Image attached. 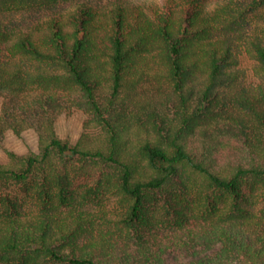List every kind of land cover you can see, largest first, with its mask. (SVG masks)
I'll return each mask as SVG.
<instances>
[{"label": "trees", "instance_id": "obj_1", "mask_svg": "<svg viewBox=\"0 0 264 264\" xmlns=\"http://www.w3.org/2000/svg\"><path fill=\"white\" fill-rule=\"evenodd\" d=\"M75 1L0 0V264H264V0Z\"/></svg>", "mask_w": 264, "mask_h": 264}, {"label": "rangeland", "instance_id": "obj_2", "mask_svg": "<svg viewBox=\"0 0 264 264\" xmlns=\"http://www.w3.org/2000/svg\"><path fill=\"white\" fill-rule=\"evenodd\" d=\"M117 0H78L66 4L65 8H70L78 3L86 2L92 5H109ZM132 1L138 4H150V3H162L163 0H124ZM225 2V0H210L209 4L211 8L214 6ZM45 17L46 13L44 11H27L22 13L9 14L2 16L0 21L3 26L9 25H21L26 26L29 22H32L41 17ZM245 66H249L251 63L247 60L244 62ZM2 111V103L0 102V117ZM85 116L82 112L76 111L73 114H62L57 122V133L64 139H68L75 143L78 141L83 133ZM8 151L15 152L20 155H26L32 151H38V138L35 132L30 131L23 135V137H18L13 133H8L5 135L4 140L0 142V162L8 163L10 157Z\"/></svg>", "mask_w": 264, "mask_h": 264}]
</instances>
